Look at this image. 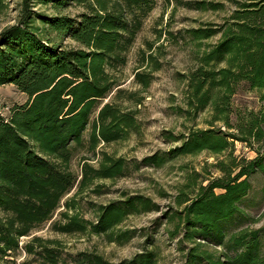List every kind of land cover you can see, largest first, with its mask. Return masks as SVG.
Segmentation results:
<instances>
[{
  "label": "trees",
  "instance_id": "1",
  "mask_svg": "<svg viewBox=\"0 0 264 264\" xmlns=\"http://www.w3.org/2000/svg\"><path fill=\"white\" fill-rule=\"evenodd\" d=\"M74 1L87 9L79 19L48 16L32 9L34 2L63 7ZM156 1L24 0L19 21L0 32V88L14 84L28 95L27 102L14 107L9 117L0 113V259L19 248L21 237L31 235L49 221L60 233L105 234L110 242L122 244L135 232L119 230L122 223L131 215L158 210L153 198L129 194L99 205L93 221L82 216L73 196L59 211V218L53 220L75 187L79 195L97 180L125 176L130 167L126 158L102 151L96 167L84 158L79 180L71 162L79 149L95 151L101 143L126 141L132 134L141 133L137 111L119 103L127 99L120 86L129 52ZM190 4L200 10L220 9L214 2ZM41 26L55 32L57 40L42 35ZM187 32L194 41L217 34L221 37L198 55L197 66L186 76L185 107L177 111L192 121L210 107L212 122H222L231 130L235 127L230 121L231 101L239 84L261 90L264 95V0L236 1V8L219 27H196ZM68 37L77 46L63 45ZM139 56L140 66L134 78L146 89L152 83V73L162 64L152 44L148 50L141 49ZM131 96L132 93L129 100ZM262 122L264 118L258 117L249 126L239 125L237 131L227 133L210 128L175 136L165 131L168 140L179 144L132 161V168L162 167L170 160L203 151L223 153L231 149L235 140L262 139ZM89 126L86 139L84 133ZM229 155L230 170L221 162L222 176L203 178L190 194L183 191L176 197L180 210L169 220L177 218L176 228L183 231L182 242L192 243L188 264H264V227H244L226 239L225 226L243 214L240 203L252 188L250 176L257 171L264 173V155L246 164L238 161L231 150ZM233 168L238 171L232 176ZM205 181L208 182L204 184ZM216 189L223 192L217 193ZM207 242L223 246L226 251L216 255L204 247ZM49 244L59 243L34 237L25 249L39 255L42 264H63L59 249ZM156 258L155 251L149 250L111 263L102 255L80 252L73 261L155 264Z\"/></svg>",
  "mask_w": 264,
  "mask_h": 264
},
{
  "label": "rangeland",
  "instance_id": "2",
  "mask_svg": "<svg viewBox=\"0 0 264 264\" xmlns=\"http://www.w3.org/2000/svg\"><path fill=\"white\" fill-rule=\"evenodd\" d=\"M206 1L220 5L219 10H200L193 2ZM236 1L242 0H157L153 10L145 19L141 31L138 33L133 47L128 55V63L124 68V80L120 86L126 91V98L119 100L124 107L135 109L141 123L140 134H132L126 141L101 143L95 151L88 148L79 149L72 162V170L81 178V167L84 158H89L95 167L102 158V151L115 157H124L130 162L125 176L115 179L97 180L95 184L79 195L75 187L62 202V207L56 212L54 219L59 218V211L64 210L67 199L75 196L80 213L89 220H96L97 209L101 204L123 198L124 195L141 193L158 203V210L138 215H131L119 226V230H134L132 238L125 243L110 242L105 234H64L53 230L52 221L44 224L31 235L21 237L20 246L10 256L0 259V264H42L39 255L28 253L25 245L32 242L34 237L47 240H57L59 244H49L61 252L63 264H74L73 259L80 252L102 255L111 263H119L133 258L144 251H155V264H188L187 256L192 243L183 241L182 229L178 232L175 221L169 220L180 207L176 203L179 193H191L196 185L206 177H220L224 173L220 170L221 162L230 170V150L238 161L246 164L258 155H264V137L251 142L235 140L231 149L220 154L203 151L197 155H187L170 160L162 167L141 165L139 169L132 168V161H140L145 156L157 151H167L179 142H171L165 137V131L173 135L187 134L190 130L210 129L222 130L224 133L237 131L236 126H249L252 120L264 118L263 91L252 89L245 83L239 84L232 97V114L230 121L235 126L229 128L222 122H212L211 108L200 113L195 120H187L177 111L178 107H185V92L187 90V74L198 64V55L216 44L221 34L194 41L188 29L210 26L219 27L236 8ZM24 0H0V32L8 26L16 24L22 13ZM32 9L48 16H71L76 19L87 12L85 5L79 2L63 7L52 4L34 2ZM40 24V22H37ZM41 34L57 40V34L41 26ZM152 44L153 51L161 69L152 73L151 85L144 89L136 83L134 73L140 66L139 52L148 50ZM63 45L75 47L77 44L69 37ZM132 93L129 100L128 95ZM28 95L21 92L14 84H7L0 88V113L9 117L14 107L23 105ZM264 130V122L261 123ZM91 126L84 133L89 138ZM232 141V140H230ZM232 176L238 171L231 169ZM252 188L240 203L243 214L225 223L227 236L242 228L257 229L264 227V173L257 171L250 176ZM208 181H205L206 184ZM91 189H96L91 191ZM217 193L223 192L216 189ZM246 215L248 217H246ZM175 232V234H174ZM178 232V233H177ZM177 233V234H176ZM200 241V240H199ZM37 247V243L35 245ZM216 255H222L226 250L212 242L204 246Z\"/></svg>",
  "mask_w": 264,
  "mask_h": 264
}]
</instances>
